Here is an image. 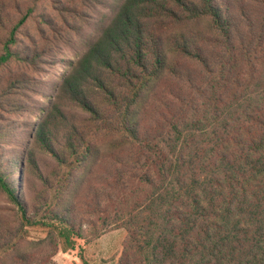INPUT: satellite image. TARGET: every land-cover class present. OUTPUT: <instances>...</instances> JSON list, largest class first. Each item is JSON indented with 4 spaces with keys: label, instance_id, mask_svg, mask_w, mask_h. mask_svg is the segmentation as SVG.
I'll list each match as a JSON object with an SVG mask.
<instances>
[{
    "label": "trees",
    "instance_id": "trees-1",
    "mask_svg": "<svg viewBox=\"0 0 264 264\" xmlns=\"http://www.w3.org/2000/svg\"><path fill=\"white\" fill-rule=\"evenodd\" d=\"M22 1L0 0V69L45 62L18 38ZM76 2L64 31L80 9L110 14L46 107L30 104L28 71L0 82V111L39 118L0 122V264H54L62 244L113 228L126 231L116 264H264V0ZM34 226L46 236L29 240Z\"/></svg>",
    "mask_w": 264,
    "mask_h": 264
},
{
    "label": "rangeland",
    "instance_id": "rangeland-1",
    "mask_svg": "<svg viewBox=\"0 0 264 264\" xmlns=\"http://www.w3.org/2000/svg\"><path fill=\"white\" fill-rule=\"evenodd\" d=\"M24 1H22V6L25 10L33 8L32 19L23 28V33L29 34L30 38H26L25 35H19L18 38L22 41V46H35L37 50L44 48L45 53L42 57L45 62L33 71L27 70L21 65L15 66L13 64L8 69H0V82L5 78L6 74H10V71L19 69L25 72L28 71L32 77V82L37 85L36 92L29 94V102L39 109L40 107H46L47 101L56 94V85L61 76L68 70L70 61L75 60L83 52L84 48L80 44L81 38L89 39L91 36L96 35L94 28L103 20L104 13L105 15L110 13L106 12L102 7H98L95 13L80 9L83 14L82 21H79V23L83 26L72 22L70 26L75 27V29L64 31L61 28V21L67 19L64 17L67 12L64 15L63 12L66 8L77 6L76 0H41L36 5L28 2V0ZM48 19H52V22L56 21L61 32L68 33L67 36L73 41V46L66 43L62 38V42H59V39L50 40L48 33L40 35L35 32L34 27L37 23L39 22L38 25L40 26L45 25ZM86 24L91 25V29ZM82 27L83 32L81 33ZM76 30L80 33V37H78V34L73 36ZM46 35L48 36L46 37ZM30 115V113L24 114L20 118L0 111V122L3 124L9 123L10 125L15 124L20 126L21 129H26L27 127L25 128V126H30V124L37 125L39 121V118H33ZM23 133L25 134V132ZM25 135L17 134L15 137L19 153L26 146ZM7 150L12 151L11 148ZM32 175L35 177L36 171H32ZM26 176L30 181L31 173H26ZM30 185L31 182L25 184L22 180H17V187L21 190L19 195H25L26 191L23 192V189ZM6 205L0 193V206ZM27 231L26 235L29 240H38L44 238L47 234V230L43 226L29 227ZM125 235L126 231L122 228H113L97 236L92 234L90 230L85 231L84 239L73 238L74 244L71 248L63 244L60 246L59 251L53 258L54 264H85V262L88 264H116L122 251Z\"/></svg>",
    "mask_w": 264,
    "mask_h": 264
}]
</instances>
